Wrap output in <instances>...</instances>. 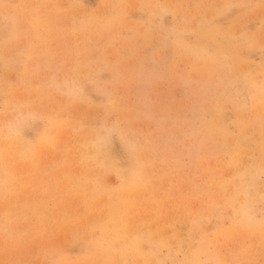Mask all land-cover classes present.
Wrapping results in <instances>:
<instances>
[{"label": "rangeland", "instance_id": "374dc122", "mask_svg": "<svg viewBox=\"0 0 264 264\" xmlns=\"http://www.w3.org/2000/svg\"><path fill=\"white\" fill-rule=\"evenodd\" d=\"M0 264H264V0H0Z\"/></svg>", "mask_w": 264, "mask_h": 264}]
</instances>
